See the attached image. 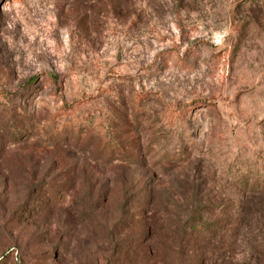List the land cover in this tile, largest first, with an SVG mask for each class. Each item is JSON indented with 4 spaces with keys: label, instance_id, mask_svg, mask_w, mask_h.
Returning <instances> with one entry per match:
<instances>
[{
    "label": "rangeland",
    "instance_id": "obj_1",
    "mask_svg": "<svg viewBox=\"0 0 264 264\" xmlns=\"http://www.w3.org/2000/svg\"><path fill=\"white\" fill-rule=\"evenodd\" d=\"M0 264H264V0H0Z\"/></svg>",
    "mask_w": 264,
    "mask_h": 264
},
{
    "label": "trees",
    "instance_id": "obj_2",
    "mask_svg": "<svg viewBox=\"0 0 264 264\" xmlns=\"http://www.w3.org/2000/svg\"><path fill=\"white\" fill-rule=\"evenodd\" d=\"M56 78H54L53 80H55Z\"/></svg>",
    "mask_w": 264,
    "mask_h": 264
}]
</instances>
